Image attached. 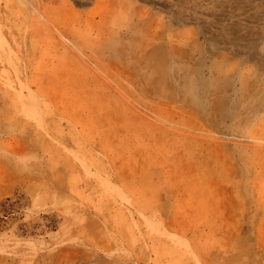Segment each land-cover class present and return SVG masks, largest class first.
Here are the masks:
<instances>
[{
	"label": "rangeland",
	"instance_id": "rangeland-1",
	"mask_svg": "<svg viewBox=\"0 0 264 264\" xmlns=\"http://www.w3.org/2000/svg\"><path fill=\"white\" fill-rule=\"evenodd\" d=\"M0 264H264V0H0Z\"/></svg>",
	"mask_w": 264,
	"mask_h": 264
}]
</instances>
